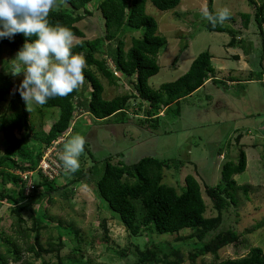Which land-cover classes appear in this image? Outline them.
Returning a JSON list of instances; mask_svg holds the SVG:
<instances>
[{"label":"rangeland","instance_id":"374dc122","mask_svg":"<svg viewBox=\"0 0 264 264\" xmlns=\"http://www.w3.org/2000/svg\"><path fill=\"white\" fill-rule=\"evenodd\" d=\"M254 1L258 5H264V0ZM95 5V2L86 5L85 11L88 15L78 12L83 18L75 25L82 31V39H94L103 34L100 14ZM206 6L207 0H179L172 10L160 12L148 2L145 3V13L154 19L157 35L166 41L156 55L158 71L147 81L150 89H156L161 83L171 82L183 74L191 60L203 51L211 55L210 62L219 80L231 78L243 81L250 73L261 68L264 70V51H260V37L252 19L253 8L247 5L246 0H211L214 11L218 12L223 8L230 10L231 19L223 24L236 32L234 37L241 41L242 48L228 47L230 35L207 32L202 28ZM243 13L250 15L246 28H242L240 23V14ZM131 35L127 33L123 36L124 48L128 47ZM78 40L80 39L76 38L74 43ZM15 57L16 54H10L7 49H3L0 56V74L10 72L11 60ZM104 60L107 67L112 69L110 60L107 57ZM114 76L117 79L112 85H108L103 78L99 79L103 87L102 98L108 100L122 94L132 96L127 103V118L116 123H113V118L96 122L85 116L81 110H76L68 130L45 151L48 159L52 160V155L58 158L59 150L55 149L57 144L79 134L86 139L84 154L79 158L80 167L83 168L90 166L95 160L99 169L103 158L108 156H111L113 163L123 164H132L144 157L182 161L184 164L179 172L163 170V182L179 191V187L183 186V177L187 174L193 176L200 186L206 206L204 217H213L215 212L205 197L202 186L217 183L221 164L225 161L235 164L238 152L242 151L245 155V169L232 176L236 185V206H229L222 213V222L217 229L233 230L238 234V243L221 247L215 257L210 254L198 256L193 264H216L225 259L240 258L251 247H259L264 254V86L261 82L258 83L260 79L234 83L231 86L223 80L227 85L226 88L222 85L225 89L207 82L198 91L180 101L178 116L160 118L158 128L153 131L135 122L142 117V112L136 106L141 105L143 110L145 104L139 103L133 96V89L128 81L117 72ZM22 80L23 74L12 76V82L17 89ZM6 103L7 99L0 103V115L6 112ZM31 117L33 122L30 129L46 131L56 119L57 110L33 105ZM23 135L24 132H21V136ZM30 144L35 148L39 147L38 143ZM3 148L4 140L0 134V154ZM53 163V168H50L52 171L44 168V173L48 179L56 177L57 184L62 185L65 176L60 178L59 172L64 173V170L56 160ZM30 180L31 184L32 175ZM25 185L24 193H28V178ZM244 185L248 187L245 194L239 189ZM28 201L20 214L23 223L18 226L14 216L7 210L8 205L0 202V231L3 237L9 238V248L14 246L18 255V259L14 261L11 255L5 254L4 264H41L43 261L54 264L57 261L56 255L61 261H65L69 250L77 244L81 253V264H127L134 258V249L142 250L156 242L176 245L175 248L181 255L180 264H190L189 242H194L195 238L189 239L186 244L175 242L179 238L187 237L189 230H181L173 235L158 236L140 232L137 236H130L113 214L98 203L87 181L74 184L73 195L66 201L57 194L48 201L40 197ZM20 204L22 205L21 202ZM40 206L45 209L46 216L51 218V221L46 222L47 226L39 228L37 240L41 247L47 248L49 239L50 242H57L56 230L53 228L56 221L62 226L72 225L81 241L77 242L72 236L62 234V247L57 254L41 253L39 257H35L27 251L28 244L34 242V233L27 240L19 237L17 230L30 229L33 223L32 212ZM136 206L138 208L137 204ZM256 224L259 227L252 229ZM0 253L4 254L3 247H0Z\"/></svg>","mask_w":264,"mask_h":264},{"label":"trees","instance_id":"16d2710c","mask_svg":"<svg viewBox=\"0 0 264 264\" xmlns=\"http://www.w3.org/2000/svg\"><path fill=\"white\" fill-rule=\"evenodd\" d=\"M91 2L96 3L95 9L100 14L103 34L85 40L82 39V31L75 24L83 18L79 11L89 14L85 7ZM146 2L157 11L165 12L175 8L179 0H57L58 7L48 16L49 24H59L72 30L75 37L80 39L73 44L72 52L83 54L88 67L84 70L85 82L79 90L64 98L50 99L47 104L40 106L57 110L56 119L46 131L30 129L33 122L31 112L26 110L25 102L12 82L10 72L0 74V103L7 99L6 112L0 115V134L4 140L3 152L0 154V202L8 205L7 210L14 216L18 226L23 223L20 214L29 203L28 200L40 197L48 201L51 196L57 194L66 201L73 195L74 184L82 180L87 181L98 203L113 214L130 236H137L140 232L158 236L173 235L181 230H189L187 237L179 238L175 242L186 244L189 239L195 238L194 242H189L188 254L189 262L193 264L198 256L210 254L215 257L221 247L238 243V234L233 230L217 229L222 222V213L229 206H236V185L232 176L242 173L245 169V155L242 151L238 152L235 164L228 161L221 164L217 183L202 186L204 195L215 212L213 217H204L206 206L200 186L193 176L187 174L183 177V186L179 187V191L163 182V170L179 172L184 164L182 161L144 157L135 163L123 164L113 163L111 156H108L103 158L99 169L94 160L90 166L80 167L71 175L60 171V178L65 176L62 185L57 184L56 177L48 179L38 170L35 171L43 151L68 130L76 110H81L85 116L96 122L113 118V123H116L127 118V103L132 96L122 94L108 100L103 99L100 78L112 85L117 79L114 76L117 72L128 81L133 89V96L139 103L145 104L143 110L141 105L136 106L137 110L142 112V117L137 118L135 122L153 131L158 128L160 118L178 116L180 101L200 89L206 81L219 88H222V85L227 87L223 80L215 77V70L210 62L211 55L203 51L191 60L186 71L176 79L161 83L156 89L149 88L148 79L158 71L156 55L165 46L166 41L157 35L154 19L145 13ZM246 3L253 8L252 19L260 37V51L263 52L264 5H258L254 0H246ZM206 12L217 13L211 7V0H207ZM249 18L247 13L240 14L242 28L247 27ZM230 19L231 17L228 20ZM201 26L207 32L230 35L228 47L242 48L241 41L234 37L236 32L228 25L213 26L205 19ZM127 33L132 35L128 47L124 48L123 36ZM34 39L35 37L28 38L23 34H17L11 39L0 38V56L4 48L10 54H17L26 40L31 43ZM104 57L110 60L112 69L107 67ZM262 73L264 70L261 68L251 73L250 77L255 76L253 80H259ZM159 112H162L161 115ZM21 132H24L23 136ZM30 142L38 143L39 147L35 148ZM63 143L64 141H61L55 149L60 151ZM87 154L89 155V152ZM56 160L62 167L58 158ZM25 171L33 172L28 193H24L25 182L16 174ZM7 185L10 187H6ZM239 189L245 194L248 187L244 185ZM44 211L40 206L32 212L33 223L28 231L17 230L18 236L27 240L34 233V242L29 243L27 248L33 256L39 257L41 253L57 254L62 247V234L72 236L77 242L81 241L72 225L62 226L56 221L53 228L56 230L57 242H50L49 239L47 248L41 247L37 240L39 228L47 226L46 222L51 221ZM258 227L256 224L252 229ZM10 244L9 238L3 237L0 231V247L4 248V254L0 253V264H4L5 254L11 255L14 261L18 259L17 249L15 250L14 246L9 248ZM175 246L161 242L150 243L142 250L134 249V258L127 264H180L181 255ZM69 252L65 261H61L56 255L57 261L54 264L82 263L78 244ZM119 254L124 256L123 252ZM41 264L48 263L43 261ZM216 264H264V254L259 247H251L240 258L225 259Z\"/></svg>","mask_w":264,"mask_h":264},{"label":"clouds","instance_id":"9594fccd","mask_svg":"<svg viewBox=\"0 0 264 264\" xmlns=\"http://www.w3.org/2000/svg\"><path fill=\"white\" fill-rule=\"evenodd\" d=\"M57 7V0H0V38L11 39L17 34L35 37L31 43L25 41L11 60L10 70L12 76L23 74L17 91L28 112L33 110V105L43 106L50 99L69 96L85 82L84 70L88 64L83 54L72 52L76 40L72 30L49 24L48 16ZM203 15L216 26L229 19L230 10L223 8L215 14ZM85 144V137L79 134L63 143L58 160L65 174L79 170Z\"/></svg>","mask_w":264,"mask_h":264},{"label":"built area","instance_id":"2783aa9c","mask_svg":"<svg viewBox=\"0 0 264 264\" xmlns=\"http://www.w3.org/2000/svg\"><path fill=\"white\" fill-rule=\"evenodd\" d=\"M263 74V73H262ZM260 76V80H259V83L261 82V84H263L264 86V74ZM48 149V148H47ZM53 159L51 160V158L48 159V157L45 155V152H43L38 164H37V167H36V170L35 171H39L42 176L44 177H47L48 176L44 173V168L47 169V170H51L50 168H53L52 165H54L53 161L56 160L55 156L52 155ZM57 161V160H56ZM52 171V170H51ZM55 171V170H54ZM33 172H30V171H26V172H23V173H19V176L21 178V180H23L24 182L26 181V179L28 178V182H29V187L31 188V184H30V178H31V175H32ZM53 178V177H52ZM51 179V178H50ZM25 188H26V185H25Z\"/></svg>","mask_w":264,"mask_h":264},{"label":"crops","instance_id":"0c3cea01","mask_svg":"<svg viewBox=\"0 0 264 264\" xmlns=\"http://www.w3.org/2000/svg\"><path fill=\"white\" fill-rule=\"evenodd\" d=\"M215 74H216V72H215ZM251 76V73L247 76V79L246 80H243V81H240V80H237V81H235V80H232L231 78H228V79H221V80H225L226 81V83H227V85L228 86H231V85H233L234 83H245V82H249V81H257V80H253V79H255L254 77L255 76H252V77H250ZM215 77H216V75H215ZM205 83H207V81L205 82ZM204 83V84H205ZM203 84V85H204ZM226 85V84H225ZM226 85V86H227ZM262 86V85H261ZM263 87V86H262ZM264 88V87H263ZM198 91V90H197ZM196 92V91H195ZM195 92H193V93H195ZM192 93V94H193ZM191 94V95H192ZM160 113V112H159ZM159 115H161V113L159 114ZM246 164V163H245Z\"/></svg>","mask_w":264,"mask_h":264}]
</instances>
